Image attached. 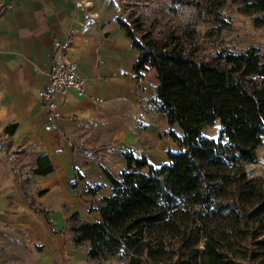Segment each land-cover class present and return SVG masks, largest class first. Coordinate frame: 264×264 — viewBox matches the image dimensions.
Segmentation results:
<instances>
[{
    "label": "crops",
    "instance_id": "crops-1",
    "mask_svg": "<svg viewBox=\"0 0 264 264\" xmlns=\"http://www.w3.org/2000/svg\"><path fill=\"white\" fill-rule=\"evenodd\" d=\"M117 15L110 0H0V133L5 147L23 151L15 158L0 151V264H92L67 227L74 212L100 221V198L110 195L101 167L117 176L124 152L159 166L178 149L165 134L176 125L149 102L155 73L145 66L135 77L137 52ZM65 61L75 64L84 93L54 96L59 117L50 120L37 91ZM7 125H14L10 134ZM40 155L50 172L10 170L9 163L27 159L30 171Z\"/></svg>",
    "mask_w": 264,
    "mask_h": 264
},
{
    "label": "trees",
    "instance_id": "trees-1",
    "mask_svg": "<svg viewBox=\"0 0 264 264\" xmlns=\"http://www.w3.org/2000/svg\"><path fill=\"white\" fill-rule=\"evenodd\" d=\"M237 12L251 15L264 27V0H230ZM222 0H172L180 28L143 31L141 21L117 15L115 20L137 52L132 69L140 77L145 66L155 73L149 102L175 124L179 148L152 166L144 154H122L124 167L111 176L101 167L110 195L101 198L100 221H81L74 212L68 231L73 246L86 247L90 260L115 258L116 264H264V187L248 186L250 228L217 231L215 223L191 213L204 205L211 182L237 162H254L264 137V47L248 45L238 52L225 47L209 51L208 38L229 23ZM210 24L199 33L196 28ZM219 120L215 138L201 129ZM14 125L3 130L11 133ZM52 170L46 155L35 159L30 173ZM220 187V186H215ZM243 192V193H242ZM36 211H46L33 206ZM90 209V208H89ZM212 213L221 216L220 209Z\"/></svg>",
    "mask_w": 264,
    "mask_h": 264
},
{
    "label": "rangeland",
    "instance_id": "rangeland-1",
    "mask_svg": "<svg viewBox=\"0 0 264 264\" xmlns=\"http://www.w3.org/2000/svg\"><path fill=\"white\" fill-rule=\"evenodd\" d=\"M117 7V13L130 19L141 21L143 31L160 30L169 31L171 28H180L181 23L178 14H171L169 4L172 0H110ZM194 1V0H193ZM218 1V0H215ZM221 9L229 19V23L208 38L209 51L225 47L234 52H238L248 45H254L259 49L264 47V27L254 26L251 21V15H245L237 12L235 5L230 0H222ZM210 24H201L196 28L199 33H203ZM220 124L215 120L213 124L206 125L201 129L202 136L206 138H215L217 136ZM177 139L181 132L177 126L170 128ZM165 134H168L165 132ZM171 138V137H170ZM172 139V138H171ZM179 148L177 140L175 141ZM0 151L1 155L8 157H20L21 149L5 147L4 136L0 133ZM256 159L254 162H237L228 167L223 172L222 178H217L211 182L209 188L211 194L209 200L204 205L194 204L191 206V213L194 217L200 212V216L215 223L217 231H231L233 229L250 228L251 220L246 219L247 210L250 208L249 201L253 198L247 195L237 196L240 191H245L248 186L254 190L264 187V137L260 145L255 150ZM13 158V159H14ZM260 158V159H259ZM258 159L260 163H258ZM263 159V161L261 160ZM14 162V161H12ZM10 170L19 174L29 173L28 160H21L19 163H9ZM22 178V177H21ZM23 180H21V187ZM25 182V180H24ZM220 186V187H215ZM243 193V192H242ZM106 198V197H101ZM100 198V199H101ZM220 209L221 216L214 219L212 213ZM92 264H116L115 258H109L106 261L91 260Z\"/></svg>",
    "mask_w": 264,
    "mask_h": 264
},
{
    "label": "built area",
    "instance_id": "built-area-1",
    "mask_svg": "<svg viewBox=\"0 0 264 264\" xmlns=\"http://www.w3.org/2000/svg\"><path fill=\"white\" fill-rule=\"evenodd\" d=\"M59 46L65 50L68 46V38L62 41ZM69 89H72L76 95L82 96L84 93V81L75 76V64L65 61L63 64L54 66L47 73L44 87L37 91V98L50 120H55L59 117L53 97L63 95Z\"/></svg>",
    "mask_w": 264,
    "mask_h": 264
},
{
    "label": "water",
    "instance_id": "water-1",
    "mask_svg": "<svg viewBox=\"0 0 264 264\" xmlns=\"http://www.w3.org/2000/svg\"><path fill=\"white\" fill-rule=\"evenodd\" d=\"M259 159H260V158H259ZM259 159H258V161H257L258 163H260V160H259Z\"/></svg>",
    "mask_w": 264,
    "mask_h": 264
},
{
    "label": "bare ground",
    "instance_id": "bare-ground-1",
    "mask_svg": "<svg viewBox=\"0 0 264 264\" xmlns=\"http://www.w3.org/2000/svg\"><path fill=\"white\" fill-rule=\"evenodd\" d=\"M263 161V159H261Z\"/></svg>",
    "mask_w": 264,
    "mask_h": 264
}]
</instances>
